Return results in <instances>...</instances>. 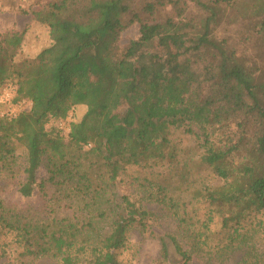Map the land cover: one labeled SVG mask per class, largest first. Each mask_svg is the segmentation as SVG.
Segmentation results:
<instances>
[{
	"label": "trees",
	"instance_id": "obj_1",
	"mask_svg": "<svg viewBox=\"0 0 264 264\" xmlns=\"http://www.w3.org/2000/svg\"><path fill=\"white\" fill-rule=\"evenodd\" d=\"M132 1L40 0L22 9L48 32V45L34 55L21 56L27 28L0 31V89L14 84V101L31 102L15 116L0 115V180L15 177L24 147L26 183L32 176L44 199L78 204L58 218L51 208L35 215L0 197V253L20 264H129L120 252L134 231L154 235L160 209L182 236H159L162 263L223 264L239 254L235 264H264V0ZM133 24L140 37L125 45L122 34ZM178 25L185 48L179 41L162 54L148 50L164 27ZM203 49L212 54L201 76L234 103L217 117L222 133L192 113L188 92L195 101L199 92L176 76L189 50ZM127 97L138 104L123 108ZM69 115L68 129L47 126ZM177 125L201 141L199 187L173 190L112 160L105 134L121 140L129 128L127 135L137 131L128 144L137 148L132 163L158 166L167 158V130ZM41 165L46 175L37 181L31 168Z\"/></svg>",
	"mask_w": 264,
	"mask_h": 264
},
{
	"label": "rangeland",
	"instance_id": "obj_2",
	"mask_svg": "<svg viewBox=\"0 0 264 264\" xmlns=\"http://www.w3.org/2000/svg\"><path fill=\"white\" fill-rule=\"evenodd\" d=\"M37 1L40 0H0V31H5L10 28L17 30L27 28L21 56L34 55L49 43V36L46 27L34 21L31 13L22 12V9L34 8ZM45 1L46 0H43V2ZM142 1L143 0H133L132 4L137 6ZM190 6L192 7L193 3H190ZM184 30L185 29L182 25H178L177 27H164L151 46L148 47V50L152 53L162 54L164 49L173 50L174 44H178L179 41H182V43L184 42V45H182L181 48H185L186 42L183 35L185 33ZM168 36L174 37V40L169 44V47L164 45L168 43L160 41ZM139 37V25H130L122 34V43L128 45L130 42L137 40ZM189 53L192 55L183 59V63L186 64H182L186 67L185 72L182 73L181 70H179L176 72V76L180 80H183L185 84L189 81L192 82L189 91H191V89H195L199 92V99L197 101H195L194 96L190 95L188 92L189 102L195 105L194 112L192 113L198 119H201L203 122H206L209 126L219 131L220 129L217 127L220 126V123H218L219 119H217V117L222 116L223 111L231 110L234 103L230 101V99L223 97V94L225 93L223 90L220 91L217 87L207 81L206 78L203 79L201 76V70L206 62L205 60L211 56L212 52H209L207 49H203L198 53H195L194 50H189ZM146 55L147 53H142L141 55L139 54V56H136V58L146 57ZM153 61L155 62L154 58ZM156 63L157 66H161L162 64H165V61L158 59ZM6 88L10 91V96L6 97L3 103H0V115L8 114L11 116L23 110L30 109L31 102L29 100H21L18 102L14 101V97L17 93L16 85L6 84L0 89V92L4 94ZM130 100V97H127V99L123 101V108H129L131 105L138 104L137 101L129 102ZM76 110L78 114L83 112L78 108ZM69 121L67 120L65 125V127L67 126V129L69 128ZM57 122L58 121H50L47 126H58ZM111 129L112 127L110 126L109 131ZM126 130L129 132V128ZM136 132L137 131H135L134 134L132 131L129 135L124 133V135H122V141L109 133L107 135L105 134V138L109 140L112 147V152H110V154H112V160L115 159L114 161L117 167L126 165L128 171L134 175H153L173 190H179L180 188H182V190H191L200 186L201 179L203 178L202 176H205V169L201 164L203 148L201 141L196 134L185 131V126L177 125L168 128L167 137L170 140V145L163 150L166 152L167 158L165 160H161L158 167L155 166V164H151L152 161L147 164L142 163L141 166L132 163L135 157L133 158L131 154L137 152V148L134 151H131V146H128V144L131 138H134L133 141L135 140V137L137 136ZM220 132L222 133L223 131L220 130ZM153 151L154 150H151L150 152L152 153ZM27 154V150L24 149V147L19 148V163L16 168V175L12 178L4 177L0 180V197H2L7 204L19 207L23 211L30 210V212L35 215L38 213L41 214V211H45L46 208H51L54 215L58 218L72 215L74 211L77 210L78 206L75 200L64 199L63 197L57 199L55 198L53 200L44 199V197L41 196L39 187L36 186V183L32 182V176H30V179L28 180L29 182L26 183L28 176L25 172ZM35 157L36 156L34 155L33 158ZM144 157L145 155L143 158ZM33 162L34 160L30 165H32ZM33 165H35V162ZM31 172L34 175L33 177H36L37 181H40L46 175V168L41 165L40 167L33 169V171L31 168ZM28 191H30V194L26 195L24 192ZM46 200H48L47 203ZM158 214L159 218L152 228L154 235L147 236L146 234H141L138 231H134L132 233L130 247L121 251L118 256V259L122 263L164 264L160 259L161 240L159 236L164 234H175L180 238H182V236L177 231V223L169 214L160 209L158 210ZM237 255L239 254L231 257L223 264H235L241 258V256ZM0 264L20 263L19 261L16 262L13 257L9 255H2L0 253ZM31 264L60 263L55 259L41 258ZM81 264L88 263L83 262ZM166 264L170 263L168 262ZM193 264L207 263L203 260V258H195Z\"/></svg>",
	"mask_w": 264,
	"mask_h": 264
},
{
	"label": "built area",
	"instance_id": "obj_3",
	"mask_svg": "<svg viewBox=\"0 0 264 264\" xmlns=\"http://www.w3.org/2000/svg\"><path fill=\"white\" fill-rule=\"evenodd\" d=\"M9 96H10V91H9L7 88L5 89L4 94L0 92V103H3V102L5 101V98H6V97H9ZM15 115H16V114H13V115H11V116H15ZM70 119H71V115H69V116L67 117V120H68V121H69ZM67 120H60V121H58V122H57L58 127H60V128H67V126L65 127Z\"/></svg>",
	"mask_w": 264,
	"mask_h": 264
}]
</instances>
